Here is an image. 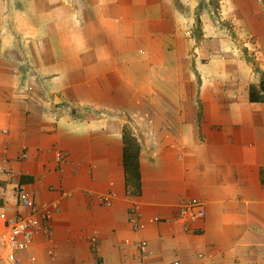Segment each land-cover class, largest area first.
<instances>
[{"label": "crops", "instance_id": "obj_1", "mask_svg": "<svg viewBox=\"0 0 264 264\" xmlns=\"http://www.w3.org/2000/svg\"><path fill=\"white\" fill-rule=\"evenodd\" d=\"M263 77L264 0H0V206L52 215L18 264H264Z\"/></svg>", "mask_w": 264, "mask_h": 264}, {"label": "built area", "instance_id": "obj_2", "mask_svg": "<svg viewBox=\"0 0 264 264\" xmlns=\"http://www.w3.org/2000/svg\"><path fill=\"white\" fill-rule=\"evenodd\" d=\"M113 195L98 197V202L103 206H110ZM18 205L26 210V214L16 215L8 218L0 206V264H18L17 255L25 251L32 244L35 237H43L44 240H50L49 223L51 212L46 205H40L35 200L22 191L17 192ZM129 222L134 232L139 231L142 226L140 216L136 209L131 210ZM206 215L203 203L197 200L180 201L174 221L180 225H192L202 220ZM154 219L153 222H158ZM95 245V240H92ZM136 248L140 254L138 264H144L147 254V244L145 241L136 243ZM50 258H55L53 251L48 252ZM28 264H37L36 259L30 256Z\"/></svg>", "mask_w": 264, "mask_h": 264}, {"label": "trees", "instance_id": "obj_3", "mask_svg": "<svg viewBox=\"0 0 264 264\" xmlns=\"http://www.w3.org/2000/svg\"><path fill=\"white\" fill-rule=\"evenodd\" d=\"M216 4V2L212 1V5ZM197 28H199V22L197 20ZM258 92L260 96H253V88H250V100L252 101H261L264 102V77L260 80L258 85Z\"/></svg>", "mask_w": 264, "mask_h": 264}]
</instances>
